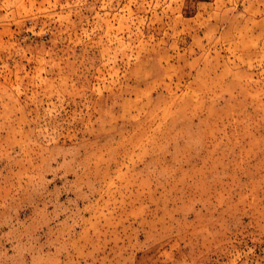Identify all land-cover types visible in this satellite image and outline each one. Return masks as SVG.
<instances>
[{
    "label": "rangeland",
    "instance_id": "rangeland-1",
    "mask_svg": "<svg viewBox=\"0 0 264 264\" xmlns=\"http://www.w3.org/2000/svg\"><path fill=\"white\" fill-rule=\"evenodd\" d=\"M0 264H264V0H0Z\"/></svg>",
    "mask_w": 264,
    "mask_h": 264
}]
</instances>
